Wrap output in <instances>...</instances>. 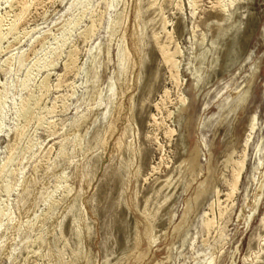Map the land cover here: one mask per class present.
Wrapping results in <instances>:
<instances>
[{"label":"rangeland","instance_id":"obj_1","mask_svg":"<svg viewBox=\"0 0 264 264\" xmlns=\"http://www.w3.org/2000/svg\"><path fill=\"white\" fill-rule=\"evenodd\" d=\"M23 1L0 0V166L32 119L0 177V264L75 260L77 208L95 264H264V0Z\"/></svg>","mask_w":264,"mask_h":264},{"label":"bare ground","instance_id":"obj_2","mask_svg":"<svg viewBox=\"0 0 264 264\" xmlns=\"http://www.w3.org/2000/svg\"><path fill=\"white\" fill-rule=\"evenodd\" d=\"M10 1V0H9ZM34 0H26V1H23L22 2V5H23V8L24 9H27V7L29 6L30 3H32ZM16 2V1H15ZM14 2V3H15ZM194 2V1H192ZM10 3V2H9ZM17 4V3H16ZM219 4H221V0L219 1ZM231 5L235 4V0H232L230 2ZM194 5V4H193ZM196 5V4H195ZM10 6V5H9ZM225 6V5H224ZM29 8V7H28ZM21 10V9H20ZM25 11V10H23ZM29 11V10H28ZM22 13V12H21ZM20 13V14H21ZM24 13V12H23ZM22 13V14H23ZM26 13V12H25ZM27 14V13H26ZM3 16V15H2ZM18 17V16H17ZM22 17V16H21ZM102 17H103V14L100 15V17L98 18L97 21H93L85 30V38L88 39L90 36H92L94 34V32L96 31V28H97V24L100 23V21L102 20ZM1 18V17H0ZM19 21V20H18ZM98 22V23H97ZM165 25V24H164ZM169 34V33H168ZM83 35V36H84ZM136 35H137V31L136 29L134 30V39H135V46L138 47L139 43L136 39ZM157 41V40H156ZM167 41V40H166ZM165 44V43H164ZM179 48V47H178ZM75 49V48H74ZM140 49V56L142 54V49L141 47H139ZM176 49V48H175ZM180 50V48H179ZM161 51H162V55H163V59H165V61L169 62L170 61V58L168 57V52H169V49H168V46H161ZM176 52V51H175ZM174 52V53H175ZM178 52V50H177ZM170 53V52H169ZM173 53V54H174ZM177 54V53H176ZM171 57V56H170ZM7 60V59H6ZM74 54L71 53L70 55V58H69V61L66 62V67L65 68H68L70 67L73 63H74ZM78 60V59H77ZM176 61V60H174ZM173 61V62H174ZM179 61V60H178ZM8 62V61H7ZM177 64H179L178 62H175L174 65H173V68L175 69L173 72H172V77L173 79L177 82L178 80V68L179 66H177ZM74 73V72H73ZM59 82V81H58ZM57 84V83H56ZM60 85V84H59ZM47 86V85H45ZM48 87V86H47ZM46 88V87H45ZM48 89V88H47ZM240 90V89H239ZM168 91L166 90L165 91V95L168 94L167 93ZM43 94L45 93H41L40 97L36 98L35 101H34V104H35V107L41 102V99H42V96ZM47 95V94H46ZM263 96H264V92H263ZM31 100V99H30ZM29 100V101H30ZM242 100V97L240 96L236 102L237 105H239V102ZM32 101V100H31ZM180 105L182 106L183 104H185L186 102V98L185 96H180ZM1 104V103H0ZM27 105V104H26ZM25 105V106H26ZM28 105H29V102H28ZM5 106V105H4ZM31 106V105H30ZM41 106V105H40ZM130 106V109H131V112H133V106L129 105ZM55 108V106H53ZM6 108V107H5ZM32 108V107H31ZM39 108V107H38ZM41 108V107H40ZM3 109V108H2ZM26 109V108H25ZM183 110V109H182ZM28 111V110H27ZM24 114V113H23ZM130 115V114H129ZM34 116V115H33ZM28 117H25V124L24 125H21V126H18L16 128V131H15V141L14 143L11 144V146L9 147V152H8V155L6 156L4 162L2 163V165L0 166V177L2 176V174L7 170V168L12 165V163H14V158L15 155L17 154V150H18V141H21L22 138L24 137L25 135V127L28 125V122H30L31 120L27 119ZM30 118V117H29ZM33 118V117H32ZM1 122V121H0ZM2 124H0L1 126ZM252 129L255 128V119H254V123L252 124L251 126ZM1 129V127H0ZM1 131V130H0ZM167 135H170V131H167L166 132ZM259 149V148H258ZM200 148L199 146H196L194 152L192 153L193 156H194V160L191 161V162H188V167L186 168L185 170V175H187L186 177V182L188 183V181L190 180H194L196 178V176L199 174L200 170H201V167H200V164H199V160H198V157H199V154H200ZM258 151V150H257ZM18 157V156H17ZM19 158V157H18ZM18 160V159H17ZM233 162V156L230 155L228 158H227V163L229 165L230 163V171H231V179L228 180V185H229V191L227 192V200L230 199L234 192L237 190L238 188V180H239V176H240V171L242 170L243 166H244V157H241L239 159H235V163L231 164ZM260 165V163H257L256 165V168H258ZM12 171V170H11ZM5 177V175H4ZM32 177V176H30ZM1 179V178H0ZM206 180V179H205ZM205 180L203 182H205ZM2 185V184H1ZM10 185V184H9ZM5 184L4 186L2 185V187H5L6 191L9 190L11 187ZM10 187V188H9ZM56 187H59V183L56 185ZM207 187L208 189L206 190V192L204 194H209L210 192V184L208 185L207 184ZM3 189V188H2ZM1 191V190H0ZM5 191V192H6ZM9 193V192H7ZM219 193V192H218ZM48 195V194H47ZM50 195V194H49ZM47 197V196H46ZM4 199V198H3ZM61 199H57V198H53L51 200L48 201V209L47 211L45 212V216L44 218L49 214V210H52L53 206L54 205H57L59 203ZM1 205V204H0ZM0 210H3L1 209L0 207ZM1 213V211H0ZM6 213V212H5ZM143 216H144V235L146 238H148L151 242V244L153 245V243L155 242L154 240V236L150 233L152 231V224H151V221L149 219V216H150V213H149V210L147 208H145L143 210ZM223 213H221L222 215ZM1 215V214H0ZM6 215V214H5ZM43 218V217H42ZM44 218L42 219V222L44 220ZM75 221H76V226H77V230H78V234H77V241H78V248L77 249H74L73 250V254L75 255V260H69L68 261V264H95V260H94V257L91 255V254H88L85 250H84V244L87 240L86 238V231L89 232L91 227L90 225L87 223V219H86V216H85V212L80 209V208H77L76 210V213H75ZM213 218L211 217H208L205 221V226L206 228L208 229V231L212 228V224H214L213 222ZM13 223V221H12ZM11 223V224H12ZM13 225V224H12ZM9 230V228H8ZM38 237H40V235H38ZM11 241V240H10ZM10 241L8 243H10ZM37 244V243H36ZM89 245V244H88ZM62 262H64V259L63 258H60L59 260V263L58 264H62ZM107 262V261H106ZM108 263V262H107Z\"/></svg>","mask_w":264,"mask_h":264}]
</instances>
